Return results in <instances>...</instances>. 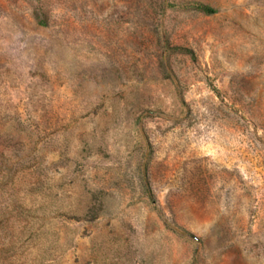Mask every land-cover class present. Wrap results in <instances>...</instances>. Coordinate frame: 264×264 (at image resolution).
Masks as SVG:
<instances>
[{"label": "rangeland", "instance_id": "374dc122", "mask_svg": "<svg viewBox=\"0 0 264 264\" xmlns=\"http://www.w3.org/2000/svg\"><path fill=\"white\" fill-rule=\"evenodd\" d=\"M0 264H264V0H0Z\"/></svg>", "mask_w": 264, "mask_h": 264}, {"label": "trees", "instance_id": "16d2710c", "mask_svg": "<svg viewBox=\"0 0 264 264\" xmlns=\"http://www.w3.org/2000/svg\"><path fill=\"white\" fill-rule=\"evenodd\" d=\"M200 8H201L203 11L207 12V13H211V12H213L212 9H210L209 7H206V6H201Z\"/></svg>", "mask_w": 264, "mask_h": 264}]
</instances>
